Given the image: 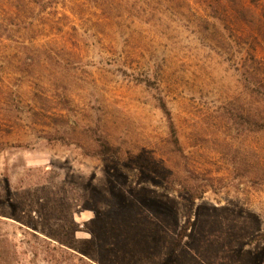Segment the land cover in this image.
<instances>
[{
  "label": "rangeland",
  "instance_id": "374dc122",
  "mask_svg": "<svg viewBox=\"0 0 264 264\" xmlns=\"http://www.w3.org/2000/svg\"><path fill=\"white\" fill-rule=\"evenodd\" d=\"M256 89L264 0H0V264H264Z\"/></svg>",
  "mask_w": 264,
  "mask_h": 264
},
{
  "label": "trees",
  "instance_id": "16d2710c",
  "mask_svg": "<svg viewBox=\"0 0 264 264\" xmlns=\"http://www.w3.org/2000/svg\"><path fill=\"white\" fill-rule=\"evenodd\" d=\"M258 88H260V90H262L261 87H258ZM260 90L259 89H256V92L262 94L263 97H264V92H262ZM160 109H161L162 113L164 114V116L167 119L168 128H169V131H170L171 142H172V144L174 146H177L178 145V140H177V135H176L175 127H174V124H173V121H172L170 112L167 109L166 105L162 101L160 102ZM253 129L256 130V131L264 130V123L254 122L253 123ZM112 153H115V152H112ZM117 210L118 209L116 207H113L112 209H107V207H106V209H105L104 212L105 213H108V215H111V213L113 214ZM184 237H185L184 233L182 231L179 232V235L177 236V239H175L172 242V247H170V248H173V250L178 249L180 247V244L182 243V240H183ZM201 264H203V263H201Z\"/></svg>",
  "mask_w": 264,
  "mask_h": 264
}]
</instances>
